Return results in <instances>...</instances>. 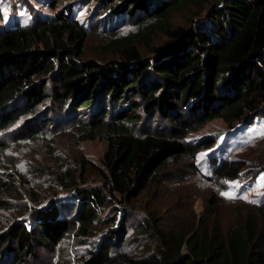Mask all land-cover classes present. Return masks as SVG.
I'll return each mask as SVG.
<instances>
[{
    "label": "trees",
    "instance_id": "trees-1",
    "mask_svg": "<svg viewBox=\"0 0 264 264\" xmlns=\"http://www.w3.org/2000/svg\"><path fill=\"white\" fill-rule=\"evenodd\" d=\"M95 1L102 15L109 11L115 19L106 32L116 36L127 25L138 27L137 33L110 42L119 58L84 59L98 25L89 28L73 18V3L52 18L37 15L25 25L0 28V132L8 133L28 115L12 131L20 142L64 122L79 130L80 141H108L103 167L84 159L78 169L56 172L61 192L40 206L26 207L30 216L0 231V264H46L41 251L55 249L68 235L85 253L74 263L52 264H264V226L256 213L232 225L228 234L220 226L211 231L201 225L192 236L161 234L151 254L125 250L134 217L129 209L160 171L173 158H195L218 139L207 135L190 142L191 132L215 118L230 128L264 118V0ZM189 6L203 16L191 18L189 26H174L172 15ZM157 31L166 39L153 44ZM139 43L151 50L150 56L143 55ZM155 115L171 127L159 125L157 133L152 122L149 131L146 124L139 131L131 128ZM5 153L4 144L0 209L15 210L25 195L33 203L42 201L46 195L32 190L17 164L3 161ZM244 167L243 160L224 159L214 175L237 180ZM92 170L101 178L98 185L88 184ZM18 178L27 192L18 189ZM207 202V214L217 213L220 196L214 192ZM151 218L156 223L157 216Z\"/></svg>",
    "mask_w": 264,
    "mask_h": 264
},
{
    "label": "rangeland",
    "instance_id": "rangeland-1",
    "mask_svg": "<svg viewBox=\"0 0 264 264\" xmlns=\"http://www.w3.org/2000/svg\"><path fill=\"white\" fill-rule=\"evenodd\" d=\"M68 3H73V18L89 28L93 26L92 23L98 25L94 26L96 31L91 33L87 41L84 59L93 58L103 62L119 58L110 47V42L117 36L124 37L138 32V27L133 24L122 28L116 36L106 32L105 29L111 28L109 24L115 19L109 15V11L102 15V7L95 0H0V28L25 25L37 15L52 18ZM203 14L199 9L189 6L181 12H175L170 22L174 26H189L191 18L197 20ZM165 39L164 33L157 31L152 42L159 44ZM139 48L144 56L151 55V50L144 44L139 43ZM57 107L56 105V110ZM27 116L24 115L19 120L21 125L29 118ZM149 118L145 116L140 123L131 125V128L139 131L146 124L149 131L150 122L153 123L151 130L154 132L160 128L159 125L164 130L171 127L168 120L159 119L157 115ZM20 123L16 126H20ZM16 126L8 130V133L0 132V139L3 138L0 148L5 144L7 155H3V161L17 164L20 172L31 182L32 190H36L35 193L41 198L43 195L46 197L33 203L25 195L24 200L17 201L18 203L13 201L15 210L0 209V231L15 219L30 216L25 211L28 209L26 207L48 202L61 189L54 181L56 172L67 167L78 169L84 159L103 167L102 160L108 147L106 138L80 141L79 130L65 122L61 123L59 129L50 127L39 138H27L25 142L17 140V133L12 132ZM168 133L165 131V134ZM103 135H107V132ZM207 135L218 137L212 147L202 149L195 158L184 154L171 159L160 171L157 181L132 205L133 211L129 209L134 217L129 221L130 233L125 250L131 255L151 254L161 244L160 236L165 233L182 231L192 236L199 228L212 231L220 226L228 234L232 225L244 222L248 215L254 213L258 214L261 225L264 226V216L261 213L264 208V118L256 119L252 125L238 124L234 128H230L223 119L215 118L199 130L191 132L186 140L192 142L193 139ZM224 159L245 162L239 179L223 180L215 177V165ZM6 170L13 172L1 168V171ZM89 176L88 184H100L101 178L94 170L89 172ZM17 181L18 189L27 192L22 187V181L19 178ZM214 192L220 196L221 204L218 212L209 216L207 198ZM153 216H157L156 223L152 222ZM143 228L145 230L140 231ZM183 250L187 252V248ZM84 253L83 248L75 243L74 237L68 235L55 249L41 251V258L46 264L60 260L74 263Z\"/></svg>",
    "mask_w": 264,
    "mask_h": 264
},
{
    "label": "snow or ice",
    "instance_id": "snow-or-ice-1",
    "mask_svg": "<svg viewBox=\"0 0 264 264\" xmlns=\"http://www.w3.org/2000/svg\"><path fill=\"white\" fill-rule=\"evenodd\" d=\"M225 195H229V194L225 193Z\"/></svg>",
    "mask_w": 264,
    "mask_h": 264
}]
</instances>
